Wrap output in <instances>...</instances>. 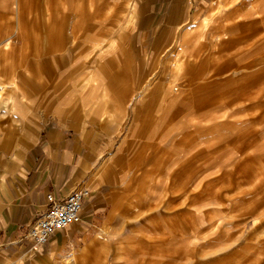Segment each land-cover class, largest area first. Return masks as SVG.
<instances>
[{
  "label": "rangeland",
  "instance_id": "obj_1",
  "mask_svg": "<svg viewBox=\"0 0 264 264\" xmlns=\"http://www.w3.org/2000/svg\"><path fill=\"white\" fill-rule=\"evenodd\" d=\"M255 1L158 0L155 9L187 10L174 23L161 17L152 41L138 0H112L119 14H80L96 32H78L79 63L35 68L37 96L62 89L65 106L85 109L75 131L94 157L72 230L84 239L66 264H264V5ZM27 2L25 23L40 22L41 4L59 9ZM61 2L77 9L78 0ZM18 11L0 9L11 38ZM119 33L122 44L111 43ZM116 100L123 119L106 128ZM33 104L35 134L46 109Z\"/></svg>",
  "mask_w": 264,
  "mask_h": 264
},
{
  "label": "crops",
  "instance_id": "obj_2",
  "mask_svg": "<svg viewBox=\"0 0 264 264\" xmlns=\"http://www.w3.org/2000/svg\"><path fill=\"white\" fill-rule=\"evenodd\" d=\"M56 1L59 9H48L41 4L42 13L35 15L40 22L32 19V23H25L22 13L28 5L27 0H0V9L15 6L20 11L13 38L9 36L13 27L10 19L0 21V72L4 78L0 77V81L5 85L0 93V264H66L65 259L84 239V235L72 231L76 223L54 232L42 245H34L26 233L27 227L45 210L48 193L60 198L73 189L87 187L85 176L94 160L93 156L85 154L75 131L84 121L85 109L79 102L65 106L67 102L63 100L62 89L46 97L37 96L41 77L35 68L46 63L63 64L65 60L80 62L78 32L80 29L85 31V27L96 30V24H80V14L90 11L94 17H107L119 13L112 12V0H78L74 5L77 9L71 11L62 9L64 3L61 0ZM156 1L138 0L141 9L136 13L142 17L141 30L151 31L154 35L152 41L161 17L174 23L175 17L185 16L187 10L155 9ZM159 1L166 7L167 0ZM256 2L253 6L264 5V1ZM92 4L95 9H89L88 5ZM50 15L54 17L50 18ZM102 27L104 31L112 30L111 23L104 22ZM124 28L121 31L127 29ZM122 37L119 33L111 43L122 44ZM16 41L22 42L18 48L14 44ZM250 72L244 78L254 80L255 72ZM57 77L58 81L62 80L64 74L58 72ZM39 102L46 113L43 123L40 127L36 125L39 129L33 134L37 116L31 109L33 103ZM115 103L118 108L112 110L110 103L108 115L103 119L106 128L118 126L123 119V103L118 100ZM80 114L82 120H79ZM103 248L100 244L95 250L100 252Z\"/></svg>",
  "mask_w": 264,
  "mask_h": 264
},
{
  "label": "built area",
  "instance_id": "obj_3",
  "mask_svg": "<svg viewBox=\"0 0 264 264\" xmlns=\"http://www.w3.org/2000/svg\"><path fill=\"white\" fill-rule=\"evenodd\" d=\"M1 90L0 82V92ZM89 194L90 190L87 187L73 189L60 198L48 193L45 210L27 227L29 240L34 245H42L49 241L54 232L80 222L84 203Z\"/></svg>",
  "mask_w": 264,
  "mask_h": 264
},
{
  "label": "bare ground",
  "instance_id": "obj_4",
  "mask_svg": "<svg viewBox=\"0 0 264 264\" xmlns=\"http://www.w3.org/2000/svg\"><path fill=\"white\" fill-rule=\"evenodd\" d=\"M1 82V81H0ZM3 82H1V84H2ZM3 86L5 87V85H4V83L2 84V89H3ZM2 91V90H1ZM1 93V92H0ZM226 141V140H225Z\"/></svg>",
  "mask_w": 264,
  "mask_h": 264
}]
</instances>
